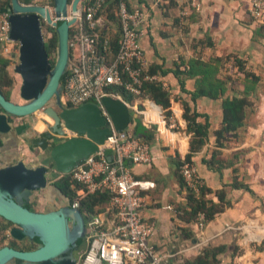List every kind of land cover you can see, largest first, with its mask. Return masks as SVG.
I'll list each match as a JSON object with an SVG mask.
<instances>
[{
	"label": "crops",
	"instance_id": "obj_1",
	"mask_svg": "<svg viewBox=\"0 0 264 264\" xmlns=\"http://www.w3.org/2000/svg\"><path fill=\"white\" fill-rule=\"evenodd\" d=\"M30 3L36 2L31 0ZM202 5L201 10H195L189 0H171L161 4H156L154 0H132L133 7L148 12L141 45L148 65H155L159 73H165L158 78L169 95L171 107L165 111L150 99L133 106L124 101L133 120L129 136L148 143L154 158L151 165L129 164V168L136 178L155 183V188L148 192L143 214L154 224L151 244L163 255L180 261L197 256L204 247L226 245V250L219 255L224 262L264 264V250L253 247L264 242V181L258 180L260 175L264 177V169L261 171L264 149L253 150L255 143H244L241 149L230 145L231 152V149L219 145L217 131L224 122L223 99L240 97L245 88L240 79H236L238 89L232 88L223 75L225 63L222 61H228V64L237 60L252 61L253 71L256 72V65H260L255 61H264V31L250 17V0H202ZM192 61L219 66L216 77L228 83L225 96H194L201 75H188ZM16 65L10 61L9 71L14 78V87L20 91L22 80L15 72ZM257 94L254 90L246 96L255 98ZM183 103L189 104L192 111L201 115L198 122L206 126L208 133L205 144L195 152L191 150V143L196 135L187 132ZM167 112L176 121V131L170 128L165 116ZM137 127L136 136H132ZM47 133L51 131L39 114L14 118L13 131L0 133V168L18 162L29 168L50 167L52 163L47 152L33 144L36 137ZM51 136L53 143L63 139ZM107 148L111 161L113 151L110 145ZM213 150L221 152L219 158L222 165L209 166L205 161ZM258 156L259 173L256 165ZM185 163L196 166L206 187L211 189L208 194L211 200L218 203L223 199L229 203L201 230L196 222L189 221L186 208L188 192L181 175ZM35 196L33 194L31 207L44 211L38 206L43 202L41 197L36 196L38 199H35ZM108 204L95 214H102L105 227L111 228L113 219L108 213ZM9 227L8 221L0 217L1 245L13 241ZM193 233L195 237L189 239Z\"/></svg>",
	"mask_w": 264,
	"mask_h": 264
},
{
	"label": "water",
	"instance_id": "obj_2",
	"mask_svg": "<svg viewBox=\"0 0 264 264\" xmlns=\"http://www.w3.org/2000/svg\"><path fill=\"white\" fill-rule=\"evenodd\" d=\"M80 1L53 0L54 9L50 11L44 5L11 0L8 8L10 36L19 45L15 72L21 77L20 96L26 103L14 102L0 90V133L13 131L14 118L39 114L51 133L36 137L33 144L47 152L52 164L29 168L18 162L0 168V217L8 221L14 241L28 240L37 245L35 249L3 245L0 264L79 263L76 252L88 233L84 212L71 205L39 211L31 207V201L36 191L48 185L49 174H70L105 149L109 141L110 128L96 104L68 107L61 98L71 60V28L77 22L76 17H70V10L75 13ZM43 22L56 28L58 50L54 65L46 49ZM102 106L114 131H130L132 114L122 99L104 97ZM51 135L63 139L53 143ZM132 136H136L134 130Z\"/></svg>",
	"mask_w": 264,
	"mask_h": 264
},
{
	"label": "built area",
	"instance_id": "obj_3",
	"mask_svg": "<svg viewBox=\"0 0 264 264\" xmlns=\"http://www.w3.org/2000/svg\"><path fill=\"white\" fill-rule=\"evenodd\" d=\"M110 1L81 0L75 13L70 10V17L77 18L74 25L85 22L93 34H80L70 39L72 58L62 82L61 98L68 107L93 103L100 108L110 128L107 147L110 145L113 151L111 161L106 147L70 173V180L82 186L77 191L81 197L99 191L109 192L107 209L113 219L112 227L106 228L102 214L83 211L88 219V244L78 264H173L174 258L163 255L151 244L154 224L143 214L148 192L155 188V183L136 178L129 168V164L153 163L150 146L126 132L114 131L111 119L102 106L104 97L121 99L111 91L114 87L124 88L139 97L144 82H159L158 76L147 73L148 60L141 45L149 16L147 10L133 7L132 0H118L116 14L121 26L120 47L116 56L110 58L109 41L105 42L104 53L99 51L101 21L98 19ZM165 1L171 0H154L156 4ZM189 2L195 10L202 9V0ZM250 17L264 31V0H250ZM10 31L9 13L5 11L0 13V51L11 62L18 63L19 45L12 40ZM168 122L170 128L176 131L173 117ZM181 175L186 189L199 196L205 181L196 166L185 163ZM72 207L81 209L79 198ZM205 218V213L200 211L196 220L200 230L207 226Z\"/></svg>",
	"mask_w": 264,
	"mask_h": 264
},
{
	"label": "trees",
	"instance_id": "obj_4",
	"mask_svg": "<svg viewBox=\"0 0 264 264\" xmlns=\"http://www.w3.org/2000/svg\"><path fill=\"white\" fill-rule=\"evenodd\" d=\"M23 3H29L31 0H20ZM73 0H70L72 3ZM11 4V0H0V13L7 11ZM51 6H53L51 0ZM118 10V0H111L107 6V8L100 14L99 21H101V26L99 28L100 31V41H99V51L104 53L105 42H108V55L110 58H114L118 53L120 47V20L117 16L116 12ZM47 26V27H46ZM114 27L117 28L116 32L114 31ZM46 30L49 33H52V37L46 42V49L49 55L52 51L56 50L58 45V36L56 32V28L51 25L43 22V30ZM80 34L91 35L93 32L89 29L88 24L85 22L78 23L71 28V40L78 37ZM72 58V53H71ZM56 59H52V64H55ZM238 61V60H237ZM241 62V60H239ZM226 62V61H225ZM240 65H244V62L239 63ZM10 60L6 57L0 55V90L7 96L8 99H11L13 94L12 87L14 86V78L9 71ZM245 67V65H244ZM244 67H239L240 70L243 71L246 78L244 82L248 85L245 86L244 92L241 93V96L237 97H226L223 99L224 104V122L222 124V128L218 131L219 136H221V132L225 133V135L230 134L232 131H235L238 127H242L245 125V120L249 110L251 111L252 102L248 99L249 97L246 94L251 93L255 90L257 85V80L259 77L255 75V73H251ZM235 68V66L233 67ZM189 76H193L194 74L201 75L198 83V92L194 95H209L212 98L223 97L227 91V81L223 79H219L216 75L219 73V66L212 64L210 62H200V61H192L189 68ZM159 70L155 65H148L147 73L151 74V76H164V72L159 73ZM163 71V70H162ZM252 78V79H251ZM251 79V80H250ZM252 82V84H251ZM182 84V82H181ZM116 95H119L121 99L130 106L137 105L138 102H142L145 99H150L154 101L157 105L161 106L163 109L169 110L171 107V100L169 99V95L163 90L162 84L160 82L154 83H146L144 82L141 87L142 95L136 97L124 90V88H112L111 90ZM245 95V96H244ZM13 100V99H12ZM183 119L188 123V134L194 132L196 137L193 138L191 143V150L193 152L199 150L206 142L208 138V133L206 126L202 123L198 122V118L201 116L196 111H192L189 104L183 103ZM140 108V105H139ZM167 119L170 118V113L167 112L165 115ZM13 122V119H12ZM139 127V126H138ZM138 127L134 129V131L138 132ZM218 135V134H217ZM200 140L199 142H197ZM225 138H222L219 142V145H224L223 141ZM199 143V145H197ZM108 155V151H106ZM212 159V155L210 156ZM211 159H206L205 161L209 166H213L215 161H211ZM70 174H61L60 176H56L48 183V186L52 188L56 194H63L71 203H74L76 199H80L81 201V209L85 210L87 213H98L101 211L102 207H104L110 200V194L107 191H99L95 194H87L83 197L78 195V190L82 188V186L74 183L70 180ZM210 188L203 186L199 196H195L192 191L187 190L188 192V202H187V210L189 221L196 222L198 213L200 211L204 212L206 215L205 221L208 224L212 221L216 215L225 210L227 203L222 199L221 202H215L208 197ZM229 204V203H228ZM54 208V207H53ZM195 237L194 233L190 235L189 239H193ZM21 241L20 243H22ZM10 245H13L19 249H32L36 248L37 245L31 241H26L25 247H18L16 241H11ZM264 246V242L261 244ZM260 245V246H261ZM3 245L0 244V247ZM87 245L84 242L81 244L79 250L76 252L77 257H80L84 254ZM226 245H211L204 247L200 254L192 258H183L179 261V259H173V264H233V262H224V260L219 256L226 250ZM264 248H259L258 250H263ZM9 264H17L16 262H12Z\"/></svg>",
	"mask_w": 264,
	"mask_h": 264
},
{
	"label": "rangeland",
	"instance_id": "obj_5",
	"mask_svg": "<svg viewBox=\"0 0 264 264\" xmlns=\"http://www.w3.org/2000/svg\"><path fill=\"white\" fill-rule=\"evenodd\" d=\"M35 2L38 5H44V6L48 7L50 9V11H53V9H54V6L50 5L51 0H35ZM52 3H53V0H52ZM113 29H114L113 32H116L117 28L114 27ZM43 31H44V35H45V40H46V42H48L49 39L52 37V33L47 32L45 29ZM57 50H58V45H57L56 50L52 51V53L50 54L51 61H52V59L57 60ZM222 62H223V64L225 63L222 67V69L224 70L223 75H225V79L228 81V83L232 86L233 89H235V88L238 89V87H236L237 86L236 79H240L241 84L244 85V87L246 85H248L247 83H250V82H247V83L244 82V79L246 78V76L243 73V71L240 70L239 67H244V65H245V67H244L245 69H247L251 73H255V75L259 78L257 80V85L255 88V91H257L258 94L256 95L255 98H250V97L248 98L252 102V107L250 108L251 111L249 110V112L247 114V117L245 120V125L242 127H238L235 131H232L229 135L224 136L225 133L221 132L222 135L218 136V141H220L222 138H225L226 142L223 146L225 148H228L229 150L231 149V152H232V147L230 145H232V146L235 145V147H239V148L243 147L244 148V145H243L244 143L246 145L251 144V143H255L256 147H253L254 148L253 150H258L257 148H260V147L263 150L264 149V129H261V127H264V61H255L256 64L260 65V66L256 65V67H255L256 72L253 71L254 68L252 67V63H251L252 61H241V62H244V65H240L239 64V63H241L240 61H230L229 62L230 64L227 63L228 61H226V62L222 61ZM55 63H56V61H55ZM234 66H235V68H233ZM251 84H252V82H251ZM239 86H241V85H239ZM244 87L242 86V88H244ZM15 88L16 87H14V86L12 87L13 91L15 90V92L13 93L14 95L12 94L11 99L14 98V100H15L14 102H17V103H21V104L26 103L21 98L20 91L17 90V88L16 89ZM219 130H217V131H219ZM240 149L238 150V152H240V154H241L242 152ZM210 155H212V159H211V157H208V159H211V161H213V162L215 161L214 165L215 164L222 165L221 160L219 158L221 155V152H219V150H213ZM232 155L233 154H231L230 156L232 157ZM259 161H260V157L258 156V157H256V165H257V172L258 173L260 171L259 170V168H260V162ZM263 162H264V160L261 162V171L264 169L263 168ZM51 172H52V169H51ZM60 175L61 174H58V173H53L52 176L49 174L48 183L50 184L49 181H51L56 176H60ZM258 180H260V182H263L264 177H262L260 175ZM53 192L54 191H52V188H49L46 186L45 188L39 189L38 191H36L34 193V195L36 194V196H40L42 199L41 201H43L41 204L40 203L38 204V206H40V208L42 210L52 209L54 206H56L55 204H53V203H55V200H54V197H55L54 193L55 192L54 193ZM36 196H35V199H38V197H36ZM92 214H95V213H92ZM16 244L18 247H25L26 241H23L22 243L16 241ZM253 247L256 248L257 250L260 247L264 248V246H262V245L261 246L254 245Z\"/></svg>",
	"mask_w": 264,
	"mask_h": 264
},
{
	"label": "flooded vegetation",
	"instance_id": "obj_6",
	"mask_svg": "<svg viewBox=\"0 0 264 264\" xmlns=\"http://www.w3.org/2000/svg\"><path fill=\"white\" fill-rule=\"evenodd\" d=\"M52 106H54V103H52L51 104ZM47 187H49L48 185H47ZM49 188H51V187H49ZM54 193V192H53ZM55 195V197H54V200H55V203H53V204H55L56 206H54V208H57V207H59V206H69V205H71V203H70V201L62 194L61 195V193H54ZM72 206V205H71ZM87 237V236H86ZM84 242V244H88V241H87V239H85V241H83ZM87 247V246H86ZM18 264V263H17Z\"/></svg>",
	"mask_w": 264,
	"mask_h": 264
}]
</instances>
